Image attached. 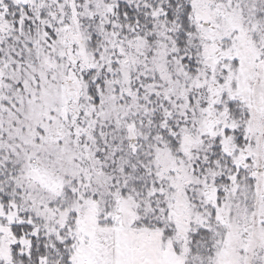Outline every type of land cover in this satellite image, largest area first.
<instances>
[{"label":"snow or ice","instance_id":"6c2138e0","mask_svg":"<svg viewBox=\"0 0 264 264\" xmlns=\"http://www.w3.org/2000/svg\"><path fill=\"white\" fill-rule=\"evenodd\" d=\"M0 264H264V0H0Z\"/></svg>","mask_w":264,"mask_h":264}]
</instances>
